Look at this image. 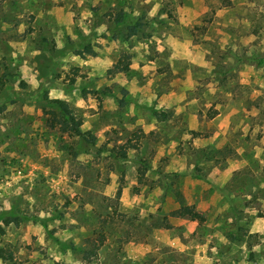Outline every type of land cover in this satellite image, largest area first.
Returning <instances> with one entry per match:
<instances>
[{"label":"rangeland","instance_id":"obj_1","mask_svg":"<svg viewBox=\"0 0 264 264\" xmlns=\"http://www.w3.org/2000/svg\"><path fill=\"white\" fill-rule=\"evenodd\" d=\"M0 248L264 264V0H0Z\"/></svg>","mask_w":264,"mask_h":264},{"label":"trees","instance_id":"obj_2","mask_svg":"<svg viewBox=\"0 0 264 264\" xmlns=\"http://www.w3.org/2000/svg\"><path fill=\"white\" fill-rule=\"evenodd\" d=\"M132 34H134V30H132ZM87 49V48H86ZM128 56H123V59L116 62V64H114L113 66V71L115 73H123V72H127L128 70ZM79 133L76 132V135H78ZM122 155H125L124 153ZM124 158V156H123ZM172 216L175 217H191L194 218V213L191 211V209L185 207L182 209H179L175 212L172 213ZM0 259L5 261V262H11L12 261V254L8 251H5L4 249L0 248Z\"/></svg>","mask_w":264,"mask_h":264}]
</instances>
